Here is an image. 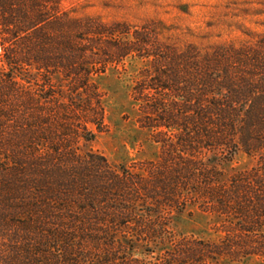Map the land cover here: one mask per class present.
Listing matches in <instances>:
<instances>
[{
    "label": "trees",
    "instance_id": "1",
    "mask_svg": "<svg viewBox=\"0 0 264 264\" xmlns=\"http://www.w3.org/2000/svg\"><path fill=\"white\" fill-rule=\"evenodd\" d=\"M246 36L178 51L153 25L0 0V264H153L136 246L167 241L168 211L187 206L214 237H182L164 264H264V35ZM128 59L144 63L136 123L161 149L130 167L78 149L105 127L92 76ZM239 152L251 167L223 180L211 161Z\"/></svg>",
    "mask_w": 264,
    "mask_h": 264
},
{
    "label": "rangeland",
    "instance_id": "2",
    "mask_svg": "<svg viewBox=\"0 0 264 264\" xmlns=\"http://www.w3.org/2000/svg\"><path fill=\"white\" fill-rule=\"evenodd\" d=\"M61 11L72 18H91L104 24L123 23L138 28L153 25L161 41L178 51L187 47L200 52L221 45L240 47L249 42L246 35H264L261 0H61ZM0 66H3L1 49ZM143 67L142 61L128 59L123 65L92 76L91 82L101 95L105 127L94 141L79 142L80 153L98 155L113 165L128 167L158 161L160 146L138 127L137 107L132 100V89ZM211 162L222 171L223 180L252 165V160L240 152L229 162L215 159ZM167 215L164 222L168 227L167 241L146 248L137 245L135 259L159 264L165 259L164 250H170L171 244L182 237H214L213 216L195 206L178 207ZM225 264L257 263L249 260Z\"/></svg>",
    "mask_w": 264,
    "mask_h": 264
}]
</instances>
